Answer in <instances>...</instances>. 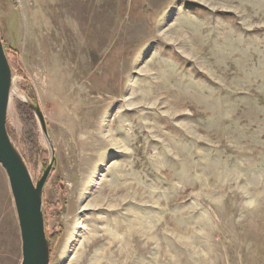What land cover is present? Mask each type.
Masks as SVG:
<instances>
[{"label":"rangeland","instance_id":"obj_1","mask_svg":"<svg viewBox=\"0 0 264 264\" xmlns=\"http://www.w3.org/2000/svg\"><path fill=\"white\" fill-rule=\"evenodd\" d=\"M0 37L50 264H264V0H0Z\"/></svg>","mask_w":264,"mask_h":264},{"label":"water","instance_id":"obj_2","mask_svg":"<svg viewBox=\"0 0 264 264\" xmlns=\"http://www.w3.org/2000/svg\"><path fill=\"white\" fill-rule=\"evenodd\" d=\"M0 37V164L5 169L13 196L22 238L21 264H50V241L44 215V189L50 176V165L34 182L28 165L12 140L8 113L13 97L14 75ZM46 132L44 116L31 105Z\"/></svg>","mask_w":264,"mask_h":264},{"label":"trees","instance_id":"obj_3","mask_svg":"<svg viewBox=\"0 0 264 264\" xmlns=\"http://www.w3.org/2000/svg\"><path fill=\"white\" fill-rule=\"evenodd\" d=\"M23 110L26 112V116L27 118L30 120V114H29V110L26 106H22ZM27 122V121H26ZM31 122V121H30ZM31 124V123H30Z\"/></svg>","mask_w":264,"mask_h":264},{"label":"bare ground","instance_id":"obj_4","mask_svg":"<svg viewBox=\"0 0 264 264\" xmlns=\"http://www.w3.org/2000/svg\"><path fill=\"white\" fill-rule=\"evenodd\" d=\"M11 106V105H10Z\"/></svg>","mask_w":264,"mask_h":264}]
</instances>
